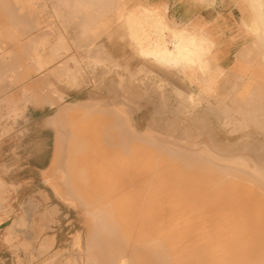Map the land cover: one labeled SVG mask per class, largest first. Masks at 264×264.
I'll return each mask as SVG.
<instances>
[{"label": "rangeland", "instance_id": "1", "mask_svg": "<svg viewBox=\"0 0 264 264\" xmlns=\"http://www.w3.org/2000/svg\"><path fill=\"white\" fill-rule=\"evenodd\" d=\"M116 1L105 9V12H108L107 15L105 14L106 16L104 15L101 21L95 23L98 28L92 34L85 29L86 19L89 14L92 15L89 1L0 0V26L7 24L16 30L14 33L16 39L13 43L7 44L4 47L5 49L0 48V175L6 176L7 180H12L14 177V180L20 181L19 184L11 186L0 185V210L3 209L5 214V216H0V264H104L107 262L109 254L112 257L108 260L114 261L112 259L114 258L113 255L117 254L120 248L115 247L113 250L100 251L101 239L98 240L97 238L92 243L87 240L91 227L85 219L88 215L93 217L94 227L100 230V214L103 211L110 216L109 221L111 218L115 219L111 222L110 228L111 235L117 241V244L122 245L124 243L129 235V230H134L133 234L136 233L135 228L131 227V223L128 224L125 221L126 224H123L129 210L127 208L114 210L115 208L112 206L117 204V199H121L126 194L117 191H113V193L104 191L101 193L97 192V187L93 189L94 192H89L92 189L84 192L83 188H91L93 184V181L90 183L93 178L88 179L91 174L88 173L89 175L86 176L87 182H85V178L84 181L81 180L82 185L79 182L78 188L82 187L84 195L87 194L88 198L93 201L82 200L84 204L91 203L88 205L83 204L79 209L70 207L64 201L56 198L51 193L48 183L43 180L45 176L44 169L48 173H52L53 176L55 173L49 159L54 149L56 130L47 125L46 120L57 111L51 101H53V98L58 99V97H63L66 103L74 100L83 101L80 109L69 115V117H67L68 115H62L58 120L59 122L66 118L68 120L72 118L76 123L79 121L91 123V128L95 126L98 131H102V128H99L102 123L99 125V122L114 121V116L117 118L115 121L123 122L122 126L125 125L127 137L130 138L129 146L133 150L131 154L119 151L115 145L101 142L99 135L101 132L98 133L94 127L92 128L98 133V136L90 127L89 130L88 126L90 124L84 123L83 127H87L88 130L83 129L85 132L87 131L86 133L90 131L93 140L97 138V150L94 147L97 156L115 157L119 155L132 158L130 162L128 160H126L127 162L125 160L124 162H116V164H129V167L131 166L130 169H124L127 172L129 171L128 180L131 179L132 184H129L130 181L128 182L127 178L125 179L127 173L125 176L122 174L123 178H119L122 179L121 181L126 180L120 182L123 186L127 184L125 188L131 187L135 190L137 186L136 190L142 188L141 192H143L146 185L149 189L153 186L157 187L160 185L157 184L160 180L169 182L167 179L171 177L172 181H176L177 184L178 180L176 178L178 176L174 180L173 175L181 174V169H183V176L179 175V180H183L182 185L180 184L181 186L178 187L177 184L176 189L170 188L172 192L174 190L175 192L172 193L170 189L171 193L164 192L166 190L165 186L172 187V181V184L170 182L171 185L165 184L164 186L161 184L160 187L164 188L163 192H157V195L164 200V209L167 208L166 211L169 213H178L177 216L168 215V226L175 227L177 224V228L190 229L187 241L191 242L187 244L186 241L184 247L182 246L183 248L178 245H176L178 248H174L175 250L178 249L181 254L174 250L175 253L178 252L179 255H183L177 264H235L234 262L237 259H232V256L239 255L241 252L245 256L243 258L245 261H249V259L257 261L263 258L264 241L257 240L248 243L244 241V243H241L239 240L232 243V238L238 237L239 234V236L249 235L244 236V239L264 236V194L258 191L254 192L253 196L255 198L251 196L254 199L251 201L252 198L249 197L250 193L253 192L250 191L251 186L249 185L250 188H247V190L249 189L247 192L250 191L248 196L245 192H242L243 188L245 190L246 186L248 187V184H244V181H247V179L252 180L251 178L260 181L258 178H261V174L258 167H262L264 170V127L259 125V122L263 124L260 117H264V113H259V110L252 106V104H257L264 107V94L260 95L259 90L255 88V86L260 85L258 81L264 78V75L258 76L261 71L256 69V65L260 63L259 56L252 54L254 50L250 49L251 54L249 53L247 56L244 54L239 55L233 59L228 56L229 50L227 49L220 58L215 51L214 59L224 70L215 69L206 79H192L190 83L188 82L190 87L183 86L175 79L174 73L170 71L157 70L153 65H144V67L143 64L140 65L139 61L137 62L135 59L130 46L124 40L120 43L118 40L117 45L114 44L109 47L110 40L108 38L119 36L123 32L119 21L115 17L118 4L123 3L127 10L137 4H146L145 0ZM213 1L191 0L197 9L210 5ZM229 3L230 5L233 4V11L229 14L231 17L234 16L231 19L232 21H236V14L245 20L248 19L247 14L250 13V10L245 0H229ZM100 7L98 11L102 12L103 5ZM6 10L9 13L8 17L4 13ZM166 15L171 17V12L166 13ZM88 24L90 23L88 22ZM241 25H239L241 30L238 29L240 35H235L234 39H237V43H235V52L237 53H239L237 47L239 48L241 45L248 48L253 46V37L244 24ZM104 53L106 55L110 53L112 57L108 58L110 55L106 56ZM262 72L264 71L262 70ZM186 73L194 72L189 71ZM196 78L198 77L196 76ZM39 90L43 92L42 99L34 100L38 96L36 94ZM189 91L195 93V95H191ZM246 102H250L249 107L253 109V113L246 112ZM108 111H113L114 114L110 112L109 114ZM102 116H105V120L101 118ZM257 116H259V120ZM250 118H253V121ZM93 120L98 121V125L96 123L98 127L94 125ZM106 126H110L109 123ZM181 154H192L196 157L194 160H188L194 168L186 167L185 165L189 164L188 162H180L185 161L178 159ZM212 154L219 160L227 161L233 166V177L230 179L220 178L213 170L208 168L214 163V161L209 160ZM96 155L93 154L92 156ZM149 155L150 159L148 158ZM152 156L157 157L158 165H163L155 169L151 163L152 167L151 165L146 166V170L144 167L147 163L145 159L148 158L149 165L150 161H155L154 159L151 160ZM169 156L172 157V160H164L165 158L168 159ZM199 157L202 159H198ZM87 161L80 162V164H89ZM156 161L154 163L157 164ZM48 163L50 164L49 168ZM103 163L110 164L111 162L104 161ZM168 164L171 167L172 165L177 166L174 167L177 172L173 169L170 173L172 169ZM164 166L166 168L170 167V169L168 168L170 171H167L166 168H163L166 171L161 169ZM200 166L203 167L200 168ZM150 167L154 171L157 170L158 172L160 168L159 171L167 173L159 172L163 176L155 177L159 173L153 172L152 175L151 171L153 170L149 171L150 169H148ZM88 168L94 170L95 166H87ZM210 170L214 173L213 180L219 179L224 182H221V185L219 184L220 187H215V184L209 186L206 183L205 185L204 181L208 177L202 176V174L204 171L209 172ZM130 172L133 176L130 175ZM243 173L254 174L258 178L255 176L247 177L242 175ZM164 175L171 177L167 178ZM162 177H165V179L162 180ZM156 178L161 179L157 181ZM57 179L59 180V178ZM77 179L75 178L73 181L74 184L77 181L78 185L79 179ZM149 180L152 181V184L157 181V185L149 184ZM197 181H199V184H197ZM194 182L195 190H198L197 186L200 185L198 188L201 192L194 191ZM226 182H233V184L235 182L236 186H239L236 182H240L238 184H242L243 187L239 186L237 187L238 190L233 189L231 191L229 188L234 185L228 183L230 187L226 186V189L224 186L223 188L228 192H217V190H220L219 188L222 189L223 185H226ZM86 183H90L91 186L89 187ZM137 184H141V186ZM95 186L92 188H95ZM179 188H182L183 193ZM259 188H264V184H259ZM186 189L187 191L188 189L191 190L187 193ZM229 190L232 194L236 190L238 192L242 191L240 193L236 191L237 193L231 195ZM66 193L71 194L70 192ZM42 194H46L45 198ZM136 194L138 192L133 195L137 196ZM154 194H156L155 191ZM229 194L231 198H229ZM146 195H152L153 198L157 196L150 194V192ZM138 196L142 197L145 194L140 193ZM173 196L195 198H193L194 202H192V199V201L179 200L176 204L172 200ZM221 196H224V198L222 197L223 201ZM234 196L236 199H234ZM240 196L241 198L237 199ZM246 196L248 198H245ZM196 197H199L198 201H201V203L203 199L208 198V203H210L207 204L205 200V204L208 206L202 207L201 203H197L198 198ZM200 197L203 199L200 200ZM211 197L213 199L216 197L217 200H212ZM225 197L229 200L227 198L224 200ZM109 198L114 199L110 200ZM249 198L251 199L246 200ZM137 200H135L136 205L140 206L142 200ZM171 204H173V207L170 206ZM212 204L213 209L209 208ZM214 207L216 208L214 209ZM47 211L51 213L49 221V217L43 219L44 213ZM137 211L138 215H142L144 209H137ZM131 212L135 211L131 210ZM215 212L216 214L217 212L223 214L221 217L216 216L219 218L216 221L214 220L215 216L211 218L213 214L215 215ZM233 212L238 213V215ZM10 213L12 214L9 215ZM227 214H231L228 216V219L230 217L229 222L224 218ZM243 214H246V217ZM232 215L236 217L233 218ZM239 215H241V218ZM144 217L151 219L149 215L144 214ZM220 218H224L225 222ZM258 219L259 223L257 222ZM141 220L143 222V216ZM235 220L240 223H236ZM221 222L222 231H218V234L222 232L221 236L226 237L225 242L221 245L230 253V255L228 253L225 255L228 254L227 257L234 261L226 257H215L209 259L206 263L202 259L188 258V254L192 256L195 253L191 248L194 249V245L197 247L203 243L204 240L201 241L198 238L205 233L206 227V230H209V225L213 227L214 224H221ZM246 225L248 226L246 227ZM214 227L210 228V230H213L211 234H209L210 232H206V234L208 233L210 236L212 234L213 236L217 235ZM138 228L140 230V227ZM138 228L136 229L138 230ZM201 230L204 232L199 233L200 236L197 235V231L200 232ZM242 230L246 232L241 233ZM154 232L156 231H153L152 234ZM136 234H139V232ZM189 234H196V237ZM48 235L51 236V239L48 244L44 245V240L47 239ZM193 238L194 240L195 238L198 239V242L196 240L194 242ZM182 239L184 240L185 237ZM210 239H207L206 242L211 241V246H214L215 244L212 245L213 240ZM42 247L43 249H41ZM146 248L139 247L136 249L138 252H144L142 255L138 254L136 250L134 251L136 258H138V260L135 258V262H140L147 255ZM214 248L215 250L219 249ZM189 250L191 253H189ZM131 251L133 252V250ZM100 252L107 256L101 259ZM138 255L141 256V259ZM217 255H219L218 252ZM254 257L255 260H253ZM142 260V264L148 263L146 258ZM197 260L198 262H196ZM138 262L134 264H139Z\"/></svg>", "mask_w": 264, "mask_h": 264}, {"label": "bare ground", "instance_id": "2", "mask_svg": "<svg viewBox=\"0 0 264 264\" xmlns=\"http://www.w3.org/2000/svg\"><path fill=\"white\" fill-rule=\"evenodd\" d=\"M86 1L90 2L89 7L91 8L90 13L92 15L89 14V17H87L85 29H86V31L91 32L93 34L96 32V29L98 28L95 25V23L101 21L103 16L106 13H108V12H105V9H107V7L110 6L112 2H117V1L116 0H86ZM211 1H213V0H211ZM245 1L247 3L246 5L249 7L250 13L247 14L248 19L243 20V24L246 27V29L248 30V32L250 33V35L253 37V46L251 48H248L246 46H242L240 48V52L238 53V55L244 54L247 56L250 53V49L254 50V53H252V54H256L259 56L260 63L257 65V69H258V71H261L260 75H258V76H261V75H264V72H262V70L264 71V0H245ZM118 2H120V0H118ZM234 3H235V1H234ZM102 5H103L102 12H99L98 8ZM100 9H101V7H100ZM221 10H223V9H221ZM112 11H114V10H112ZM4 13L7 14L6 17L9 16V13L7 10L4 11ZM115 17L119 21L120 28H122L123 32L119 36L117 35V36L108 38V40H110L109 47L110 46L112 47V45H114V44L117 45L118 40H119V43L122 40H124V42H126V44L128 46H130L132 53H133L135 59L137 60V62L139 61L140 65L143 64L142 65L143 67H144V65H153V66H155V68L157 70L170 71V72L174 73L175 79L178 80L179 83H181L183 86H186V87H190L188 80H192V79L204 80L208 77V75L212 74V71H214L215 69L219 68L220 70H224V68L219 66L214 59L215 58V45H216L215 40L212 39V37L209 38L205 34L201 33L200 31L195 29L193 26H184V25H178V24L172 25L168 21L166 12L163 8H160L157 6H149L146 4H137L133 8L125 11L124 10V4L119 3L117 9L115 10ZM88 22L90 24H88ZM15 32H16V30L10 25L6 24V25L0 26V48H4L7 44L9 45L10 42L13 43V41L16 39V36L14 35ZM218 34L219 33H217L215 36H217ZM218 36H220V35H218ZM228 40H229V38H228ZM108 55H110V53ZM108 55H106V56H108ZM111 57H112V55L108 56V58H111ZM125 61H127V60H125ZM126 63L128 64V62H126ZM142 66H140V67H142ZM129 67H130V65H129ZM138 67H139V65H138ZM189 71H192L194 73H186ZM194 75H195V77H194ZM196 76L198 78H196ZM23 82H25V81H23ZM258 83L260 85L255 86V88H257L259 90V92L261 93L260 95H262V94H264V78H262V80L258 81ZM42 94H43L42 90H39L38 94H36L38 96L35 98L33 96L34 100L35 99L36 100L42 99ZM190 94L195 95V93H192V92H190ZM52 100L53 101H51V102L54 104L53 107L56 108L57 111H55V113L51 117H49L48 120H46V123L48 122L47 125L55 128V130H56L55 131V137H54V149H53V152H52L51 157L49 159V163L55 169V173L53 176L52 173L50 174L47 172V170L44 169V175L45 176L43 179L50 186L51 193L56 198L64 201L66 203V205L73 207V208H76V209L77 208L79 209V207L84 204L82 202V200L85 201V199H87V200L91 199V198L90 199L88 198L87 194H85V195H87V196H85L84 192L85 191L87 192L90 189H92V190H90L89 192H91V191L94 192L95 190H93V189H96V187H97V192L99 191L101 193H103L104 191L105 192L110 191V193H113V191H117V192H121L123 194H126L121 199H117V204L112 205V206L115 208L114 210H119L121 208H127L129 210V212L126 213L127 218H126V220L123 221V224L125 225L126 222L128 224L131 223L130 225L133 229L135 228V232L136 233L139 232V234H136V233L133 234L134 230H129L128 237L125 239L124 243L122 245H120V243L117 244V241H115L111 235L110 226L112 225L111 222L114 221L115 219L111 218L109 221L110 216L107 215L108 213L105 211L101 212V214H100V230H98V228L94 227V222H93L94 218L88 215V217L85 219L86 223H88L91 227L90 228L91 229L90 234L88 235V238H87L88 242L92 243V241L96 240L97 238H98V240L101 239L102 243L99 246L100 251H102V250H113V249H115V247L120 248L119 252L117 254L113 255L114 258H112V259H114V261L108 260L109 258L112 257L109 254L107 257V262L104 264H134V263H137L138 261L135 262L136 256L134 254V251L136 249H138L139 247L140 248L141 247H144V248L147 247L146 248V254L147 255L146 256L143 255V256H145V257H143V260H144V258H146V260H147L146 262H148L147 264H177V262L179 263L180 257L182 258L183 255L182 256L179 255V254H181L180 251H178V249L175 250L174 248L176 247V245H178L179 247L180 246L182 247L186 243L188 233H190V229H188V228H177L176 227L177 224L175 225V227H173V226L169 227L168 226V224H167L168 215L177 216L178 213L177 212L169 213L168 211H166L167 208L164 209V205H163L164 200L157 195V192L158 193L163 192L162 190L164 188H161L160 186H162V185L165 186V184L166 185L172 184V182H173L172 177L169 175L168 176L164 175L167 178L171 177L170 178L171 180L169 178L167 179L169 182H167L166 180L161 181L160 180L161 178L160 179L156 178L157 181H159V180L161 181V182L159 181V183H157V181H156V183L158 185L159 184L160 185L157 187L151 186L152 188H150V189L146 185L147 188L146 187L144 188L145 189V191H143L144 193L141 192L142 188L140 190L139 187H138L139 190L137 191L136 190L137 186H136L135 190H134V188L132 189L131 187L125 188V186L127 184L123 186V185H121V183L126 181V180L123 179L124 181H121L122 179L120 180L119 178H121V177L123 178L122 174H124V176H125V174L127 173L125 176V179L127 178V181L128 182L130 181L129 184H132L131 179L128 180L129 171L127 172V170H126V169H130L131 166L129 167V164H127V165L116 164V162H122V161L124 162V160L125 161L128 160L130 162V160L132 158L129 156V158H130L129 159V158H125V157L119 156V155H117L115 157H108V156H104V155L99 156L98 155L99 156L98 157L95 154V153H97V151H94L95 149L97 150V148H96V145H98V143L96 142L97 138L95 136H93L94 138H96V140L94 139L95 140L94 141L91 138L90 131L88 133H86L87 131L86 132L84 131V129L88 130L89 127H90V129H92L93 127L95 128V126L92 125L93 127L91 128V123H88L85 121H79L78 123H76V121H74L72 118H69V120L67 118H66L67 120L66 119L63 121L61 120L62 122L58 121L59 118L62 117V115H68L67 117H69V115L74 114L75 111H77L78 109H80L82 107L83 101H75L74 100L73 102L66 103V101H64L63 97H58V99L53 98ZM246 105H247L245 108L246 112L249 114L253 113V109L249 107L250 102H246ZM252 106H253V108L258 109L259 113H264V107L263 106H259L257 104H252ZM224 111H226V110H224ZM109 112L114 114L113 111H108V113ZM90 116H92V115H90ZM101 118L105 120V116H102ZM108 119H109V117H108ZM113 119H114V121H108L107 123H105V121L99 122V125L101 123L103 124V125L101 124L102 126L100 125V127H99V128H102V131H98V130H96L97 128H95V130L98 131V133L101 132L99 134L101 137V142L109 143L111 145H115L118 147L119 151H122L125 154H127V153L131 154L133 152V150L129 146L130 138L127 137L125 125L123 127L122 121L121 122L115 121L117 119L115 116L113 117ZM257 119L259 120V116H257ZM260 119L263 120V124L259 122V125L264 127V117H260ZM250 120L253 121V118H250ZM97 122L98 121H96V122L94 121L95 124L94 123H92V124L96 125ZM84 123H86L88 125L90 124L88 126V129H87V127L86 128L83 127ZM108 123L110 126H106ZM97 125H98V123H97ZM97 125H96V127H98ZM261 129H263V128H261ZM92 130L94 131V129H92ZM92 130H91V132H92ZM96 131H94V132L97 133ZM98 133H97V135H98ZM92 135H94V134H92ZM94 147H95V149H94ZM90 154H92V155L94 154L96 156H92ZM210 157H211V159H209V160L214 161V163H212V165H210L208 168L213 170L218 177H220V178L225 177L227 179H230L231 177H233V172H232L233 166H231L229 162L219 160V158H217L213 154ZM148 158L150 159V155L148 156ZM195 158L196 157H194V155L192 156V154L191 155L181 154V155H179L178 159L179 160H185V161H180L182 163L188 162L189 164H187V165L184 164L186 167L194 168L193 165L190 164V161L194 160ZM87 159H89L91 161V164H90L89 160L87 161ZM147 159H145L146 160L145 162H147L146 165L144 166L145 169H146V166L149 167L151 165V163L153 164V168H155V169L158 168V166L161 167L163 165V164L158 165L157 157L152 156V158H151V160L152 159H154L155 161L157 160L156 161L157 164L154 163L155 162L154 160H153L154 162L149 160L150 162L148 165ZM198 159H202V158L199 157ZM164 160H172V157L169 156L168 159L165 158ZM188 160H190V161H188ZM85 161H87L90 165L87 163H86L87 165L86 164L84 165V163H83V165L80 164V162L82 163ZM104 161L105 162H111V163L110 164H104L103 163ZM50 164H49L48 168L50 167ZM87 166L88 167L95 166V169L94 170L89 169V168L87 169ZM123 166H125V167H123ZM142 166H143V164H142ZM169 166L171 167V165H169ZM151 167H152V165H151ZM151 167L148 169H150L149 171L153 170V171H151L152 173L150 172L153 175V172H157V170L154 171V169H152ZM166 167H167V164H166ZM166 167L164 166L161 169L166 168ZM170 167H168V168L170 169ZM174 167L176 168L177 166L172 165V167H171L172 170L170 173H172L173 169L175 172H177ZM202 167L200 166V168H202ZM121 168H122V170H120ZM124 168H126V169H124ZM168 168H166V169H168ZM258 168H260L261 178H258V176L254 175V174L253 175L245 174V173L242 174V175L247 176V177L255 176L256 178L260 179V181H259V180H255V179L251 178L252 180L247 179V181H244V184L247 183L248 187L246 186L247 185L246 184L245 185L246 191L244 190V188H243V191L242 190L241 191L245 192V194L247 196H248V193H250V191H253L252 193H250L251 195L249 194L250 195L249 197H251V196L254 197L253 193L254 192L256 193L257 191L264 194V188H261V189L259 188V184H261V185L264 184V170L262 169V167H258ZM166 169H163V170L166 171ZM169 169L167 171H170ZM177 169L179 170V167ZM189 169H191V168H189ZM159 170H160V168H159ZM159 170L157 173H159V172L165 173V172H162ZM181 170L183 171V169H181ZM211 170L209 172L204 171V173L202 174V176L205 175V177H208V179L204 181L205 185H206V183L209 186H210V184H212V185L215 184V187H220L219 184L221 185V182L222 183H224V182L219 180V179L213 180L212 177H214V173ZM182 171L180 172L181 174H178V175L175 174V176L173 175L174 180H175V177L178 176L177 177L178 179L176 178V180H178V182H177L178 187H180L183 183V180H181V181L179 180V175L180 176L182 175ZM88 173L91 174V176H89L88 179L90 178V180H91L93 178L91 181L90 180H88V181H90V183L93 181L92 182L93 184L91 186V185H89L90 183H88V184L86 183V185H89V187L91 186V188H88V189L83 188L84 189V192H83L81 189L82 187L78 188V186L80 185L79 182H81V180L84 181L85 179H86L85 182H87L86 176L89 175ZM161 173H159L160 176L156 174L157 176H155V177H161V175H162ZM130 175H131V172H130ZM130 175H129V177H130ZM148 175H149V173H148ZM131 176H133V175H131ZM165 177H162V180H164ZM57 178H59V180ZM75 178L79 179V180L77 179L78 183H79L78 185H77V181H75L76 184H74L73 180ZM149 181H147V182H149ZM151 182L152 181H150L149 184H152ZM154 182H153V184H154ZM170 182H171V184H170ZM195 182L193 183L194 188L193 187L192 188L194 189V191H197V193L201 192V190H199V188H198V186H200V185L197 186V184H199L198 183L199 181H197V184H196L197 189L199 191L195 190ZM84 183H83V185H84ZM167 183H169V184H167ZM174 183L176 184V181H174L173 184ZM228 183H230V185H231V183L233 184V182H228ZM228 183L226 182L225 183L226 185H223L222 189L219 188L220 190H217V192L218 191H221V193H222V191L228 192L227 190L223 189L224 186L226 189H227L226 186H228V188L230 187V185H228ZM236 183H237V185L242 186V184L241 185L238 184L240 182H236ZM241 183H243V182H241ZM145 184H147V183H145ZM173 184H172V187L171 186H165L166 190L164 192L171 193L172 189H170V188L176 189L177 184H176V186H175V184L174 185ZM81 185H82V182H81ZM94 185H96L95 188H92V187H94ZM104 185H105V188H104ZM137 185L141 186V184H137ZM202 185H204V184H202ZM233 185L234 186H231L229 189L231 191H233V189L238 190L237 187H239V186H236L235 182ZM249 185L251 186L252 189H250V191L247 192L249 190V189L247 190V188H250ZM129 186H131V185H129ZM142 186L144 187L145 185H142ZM235 186H236V188H235ZM158 187H159V189H158ZM204 187H206V186H204ZM232 187H234V188H232ZM169 189L171 192L169 191ZM191 189H188V191L186 189L185 191L188 193L189 190H191ZM193 189H192V191H193ZM240 189H241V187H240ZM159 190H161V191H159ZM179 190L182 191V193H183L182 188H179ZM230 190H229V193H231ZM154 191L156 194H154ZM236 191H234V193L238 192V191L237 192ZM66 192H70L71 194L69 195V193H66ZM135 192L136 193L138 192V194H140V193L145 194V196L139 197L138 194H136L138 196L137 197V196L133 195ZM149 192H150V194H153L155 196L157 195V196L155 198H153L154 196L152 197V195H149L153 198L152 199L151 197L146 195ZM151 192H153V193H151ZM173 192H175V190ZM176 192H177V190H176ZM240 192H238V193H240ZM234 193L233 194L231 193V195H234ZM72 194H74V195H72ZM190 194H192V193H190ZM42 195L45 198L46 194L45 195L42 194ZM231 195L230 194L228 195L229 198H231ZM247 196L245 198H248ZM222 197L224 198V196H221V200L223 201ZM227 197H225L224 200H226ZM193 198H195V197H193ZM193 198H191L190 196L189 197L173 196L172 200L174 203L178 204L179 200L192 201ZM196 198H198L197 203H201V201L200 202L198 201L199 197H196ZM211 198H212V200H215V199L217 200L216 197H215V199H213V197H211ZM211 198H210V200H211ZM229 198H227V199L229 200ZM238 198L240 199L241 196L237 197V199ZM251 198L246 199V200H250ZM99 199H101V198H99ZM109 199L112 200L114 198H109ZM137 199L142 200L141 202H143V204H141V202L139 201L140 206H138V204L136 205L135 200H137ZM202 199L200 197V200H202ZM207 199L206 198L203 199L202 203L205 204V200H206V203L209 204L210 202L208 203L209 200H207ZM234 199H236L235 196H234ZM256 199H257V197H256ZM212 200H211V202H213ZM219 200H220V198H219ZM252 200H254V199L252 198L251 201ZM90 201H93V200H90ZM192 202H194V200ZM90 203L91 202H87L84 205H88ZM202 203H201L202 207L208 206L206 204L203 205ZM214 203H215V201H214ZM213 204H212V206H209V208L213 209ZM170 206L173 207V204H171ZM216 207H214V209ZM137 209L138 210L144 209V211L142 212V215H138L139 213H138ZM131 210L135 211V212H131ZM148 210H150V211H148ZM213 212H211V213H213ZM233 213H235V212H233ZM240 213H242V212H240ZM50 214L51 213H49L48 211L46 213H44L43 219H46L49 217L48 218V221H49L51 218ZM144 214L146 216L149 215V217H151V219H149L147 217H146L147 218L146 219L144 217ZM217 214H219V215H217ZM217 214L215 212V215L213 214V216H211V218H213L214 216L215 217L216 216L221 217L223 215L222 213H218V212H217ZM231 214H229V215H231ZM235 214L238 215V213H235ZM114 215H115V213H114ZM229 215L227 214V216L224 217V218H226L227 221L228 220L230 221V217L228 219ZM138 216H140L139 217L140 220L138 219ZM142 216H143V222L141 220ZM239 216L241 218V215H239ZM244 216L246 217V214ZM217 217L214 219L215 221H216V219H219ZM235 217L233 216V218H235ZM224 218H222V219L220 218V220L224 221L223 220ZM237 218H238V216H237ZM236 220H235V222H236ZM239 220H241V219H239ZM246 221H247V218H246ZM249 221H251V220H249ZM258 221H259V219L257 220V222ZM224 222H223V224H224ZM237 222L240 223V222H242V220L240 222L239 221H237ZM218 223H216V225L215 224L213 225V227L219 225L216 228L214 227L216 234H217L215 236H213V234L211 236L209 235L213 232V230H210L212 225H209L210 227L208 226V229L210 231L206 230L207 229V227H206L205 233L202 234L201 236L199 235V233H201L202 230L200 232L197 231L198 234L195 232L197 235L200 236V238H198V239L201 241L204 240L205 242L203 241V243L197 247L194 245L193 247H194V249L196 247V249L194 250L191 248V250H193L195 253L192 252L193 253L192 256H189V254H188V258L191 257L193 259H196V258L202 259V260H204L203 262H206V263L209 259H212V258L214 259L215 257H217V258L218 257L219 258L220 257L230 258V257H227L228 254L230 255V253H228L229 251L222 248L221 244H223L225 242L226 237L221 236L222 232L220 234H218L219 233L218 231H222V222H221V224H218ZM236 223H235V225H236ZM188 224L191 225V223H189V222H188ZM247 224H249V223H247ZM255 224H256V221H255ZM127 226H129V225H127ZM247 226L248 225H246V227ZM253 226H255V225H253ZM47 227H49V225H47ZM138 227H140V230ZM241 227H243V226H241ZM106 228H108V229L106 230ZM136 228H138L139 231ZM248 228H250V227H248ZM248 228H247V230H248ZM153 231H156V232H154V234H152ZM243 231L246 232L245 230H242L241 233ZM206 232H208V233L210 232V233L206 234ZM192 234H193V232H192ZM196 234H194V235L189 234V235L193 237ZM239 235H238V237L232 238V243H234L235 241L237 242L239 240H240L239 242H241V243H244V241H246L247 243L251 242V241H257V240L264 241V236L263 237L261 236L258 238L253 237L251 239L250 238L244 239L243 237L246 235H243V236H239ZM254 235H255V231H254ZM149 236H151V237H149ZM224 236H225V234H224ZM247 236H249V235H247ZM50 237H51L50 235L47 236V239L44 240V245L49 243V240L51 239ZM183 237H185L184 240L182 239ZM198 239L195 238L196 241ZM207 239L213 240L212 245H214V244L215 245L211 246V241L206 242ZM189 240H190V238H189ZM195 240L193 238L194 242H195ZM189 242H191V241H189ZM189 242L187 244H189ZM209 243H210V245H209ZM190 244H192V243H190ZM193 244H196V243H193ZM199 244H200V242H199ZM213 247H216V249L219 248L220 250L217 249V250H219V251H217V250H215V248L213 249ZM176 248H178V247H176ZM211 248L213 250L217 251L219 253V255H217V252H216V254H214L215 251H213ZM41 249H43V247ZM128 249H129V251H128ZM131 250H133V252ZM174 250L178 251L179 254H178V252H176L177 253L176 254L174 252ZM136 252H138V250H136ZM140 252H142V251H140ZM140 252H138V254H141V255L144 254V252H142V253H140ZM252 252H253V250H252ZM189 253H191V251ZM226 253H228V254L225 255ZM100 256H101V259H104L105 256H107V255L106 254L103 255L100 252ZM123 256H125V257H123ZM139 257L141 259V256H139ZM235 258L237 259L234 262L235 264H264V257L257 260V261H251L252 259L251 260L249 259V261H245V259H243V258H245V256H244V254H242V252L239 253V255L232 256V259H235ZM136 259L138 260V258H136ZM141 260H140V262H138L139 264H142ZM253 260H255V257ZM232 261H234V260H232ZM196 262H198V260Z\"/></svg>", "mask_w": 264, "mask_h": 264}, {"label": "crops", "instance_id": "3", "mask_svg": "<svg viewBox=\"0 0 264 264\" xmlns=\"http://www.w3.org/2000/svg\"><path fill=\"white\" fill-rule=\"evenodd\" d=\"M145 1H146V5L163 8L166 13L171 12V17H167V19L172 25L178 24L184 26H193L195 29L205 34L209 38L212 37V39L215 40V44H216L215 51L216 53H218L220 58L223 55L222 53L226 52L227 49L229 50L228 56H231V58L234 59L237 56H239L238 53L235 52L236 49L235 43H237V40L234 39H235V35H240L238 29L240 28L241 30V27L239 25L243 23L244 19L236 14L235 16L236 21L231 20L233 19L232 17L234 16L231 17L229 16V14L232 13L231 11H233L232 10L233 4L230 5L229 0H215L212 2V4L207 6H202L199 9L196 8V5L193 2H191V0H145ZM124 10L125 11L127 10V8L125 9V6H124ZM217 33H219L218 35L220 36L218 35L215 36ZM241 47L242 45L239 48L237 47L238 52H240ZM256 69H257V65H256ZM188 82L190 83L191 80H188ZM19 183L20 181L14 180V177L12 178V180H7L6 176L0 175V185L11 186ZM11 214L12 213H10L9 215ZM14 215H19V214H14ZM0 216H5L3 209L0 210Z\"/></svg>", "mask_w": 264, "mask_h": 264}]
</instances>
